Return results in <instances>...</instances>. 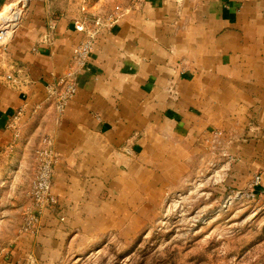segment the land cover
Here are the masks:
<instances>
[{
  "label": "crops",
  "instance_id": "crops-1",
  "mask_svg": "<svg viewBox=\"0 0 264 264\" xmlns=\"http://www.w3.org/2000/svg\"><path fill=\"white\" fill-rule=\"evenodd\" d=\"M14 1L0 0V8ZM84 2L27 0L0 47L1 201L9 198L12 212L18 196L25 205L43 138L54 136L59 157L55 205L38 236L16 232L0 264H29L31 250L33 264H58L75 241L106 233L139 143L159 130L174 134L190 109L212 136L238 149L245 175H260L254 196L264 191V0L128 2L116 25L95 38L76 94L56 122L45 88L69 74L74 47L84 40L73 26L82 10L94 13ZM46 15L51 47L43 44ZM8 75L29 85L12 87ZM168 90L178 95L175 114L167 110L174 105Z\"/></svg>",
  "mask_w": 264,
  "mask_h": 264
},
{
  "label": "rangeland",
  "instance_id": "rangeland-1",
  "mask_svg": "<svg viewBox=\"0 0 264 264\" xmlns=\"http://www.w3.org/2000/svg\"><path fill=\"white\" fill-rule=\"evenodd\" d=\"M26 1L7 6L16 15L0 27L1 48ZM84 3L94 8L93 14L85 9L86 16L99 22L118 12L117 23L120 9L132 6L129 0ZM167 94L174 104L167 110L175 114L177 92ZM185 116L174 134L159 130L137 140L134 170L117 197L110 230L75 241L58 264H264V191L247 197L260 175H245L233 144L212 136L191 109ZM8 200L0 198V260L24 207L18 196L12 212Z\"/></svg>",
  "mask_w": 264,
  "mask_h": 264
},
{
  "label": "built area",
  "instance_id": "built-area-1",
  "mask_svg": "<svg viewBox=\"0 0 264 264\" xmlns=\"http://www.w3.org/2000/svg\"><path fill=\"white\" fill-rule=\"evenodd\" d=\"M132 7L139 6L142 0H129ZM120 14L117 12L107 17L103 22L94 21L86 16L82 10L80 12V19L75 22L73 30L82 35L84 40L79 42L74 47V52L68 66L69 74L64 78H53L50 85L45 88V94L48 104L52 107L56 122L61 120L63 112L67 104L73 99L77 90L78 78L85 72L95 38L101 29L105 31L111 29L116 23ZM47 30L44 36L43 44L51 47L53 41V24L48 15ZM2 39L0 35V40ZM35 52V50H32ZM54 75L52 74V77ZM5 81L12 84V87H27L29 82L23 84L14 81L11 76H6ZM4 81V82H5ZM20 117V113L18 115ZM18 116L13 118L18 120ZM14 132V138H18L19 130L11 126ZM41 147L34 152V174L29 188L25 194V205L20 215V225L18 228V235L30 238H36L41 229V222L45 214L53 208L55 200L52 197L51 189L53 186L54 172L58 164L59 157L55 150L54 136L45 137L42 139ZM259 179L255 178L252 183V191L247 194V197H253L254 189L258 187ZM29 264L34 263L33 251L27 253Z\"/></svg>",
  "mask_w": 264,
  "mask_h": 264
},
{
  "label": "bare ground",
  "instance_id": "bare-ground-1",
  "mask_svg": "<svg viewBox=\"0 0 264 264\" xmlns=\"http://www.w3.org/2000/svg\"><path fill=\"white\" fill-rule=\"evenodd\" d=\"M7 9L8 7H4L2 8L0 12V19L3 20L4 22L10 21V20L12 21L13 19H15V15H16V13L13 10H7Z\"/></svg>",
  "mask_w": 264,
  "mask_h": 264
},
{
  "label": "water",
  "instance_id": "water-1",
  "mask_svg": "<svg viewBox=\"0 0 264 264\" xmlns=\"http://www.w3.org/2000/svg\"><path fill=\"white\" fill-rule=\"evenodd\" d=\"M4 26H6V22H4L3 20H0V27H4Z\"/></svg>",
  "mask_w": 264,
  "mask_h": 264
}]
</instances>
